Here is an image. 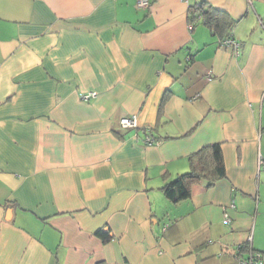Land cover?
Here are the masks:
<instances>
[{
	"label": "crops",
	"instance_id": "obj_1",
	"mask_svg": "<svg viewBox=\"0 0 264 264\" xmlns=\"http://www.w3.org/2000/svg\"><path fill=\"white\" fill-rule=\"evenodd\" d=\"M215 142L226 176L168 199ZM262 197L264 0H0V264H238Z\"/></svg>",
	"mask_w": 264,
	"mask_h": 264
},
{
	"label": "trees",
	"instance_id": "obj_2",
	"mask_svg": "<svg viewBox=\"0 0 264 264\" xmlns=\"http://www.w3.org/2000/svg\"><path fill=\"white\" fill-rule=\"evenodd\" d=\"M189 17L194 23L202 21L208 25L221 38L220 43L226 38L233 37L232 30L236 20L226 11L214 7L207 1L191 4ZM189 161L190 167L187 171L178 174L162 187L165 196L171 201L179 202L188 198L191 195V186L196 182L212 185L226 176L222 149L218 142L201 147L191 154ZM249 248L248 243L238 246L235 253L238 264H241L240 256H247Z\"/></svg>",
	"mask_w": 264,
	"mask_h": 264
},
{
	"label": "built area",
	"instance_id": "obj_3",
	"mask_svg": "<svg viewBox=\"0 0 264 264\" xmlns=\"http://www.w3.org/2000/svg\"><path fill=\"white\" fill-rule=\"evenodd\" d=\"M151 0H137L138 5L140 6H147L149 5ZM222 44L231 45L235 51V53H239L240 49V43L233 37L226 38L222 41ZM95 91H88V92H82L81 97L82 98H89L91 96H95ZM121 123L124 126L127 127H133L137 125V119L136 116L131 117H123L121 118ZM260 162L262 163L263 160L261 159ZM223 221L225 223H228L230 221V216L227 212L224 213ZM241 264H264V252L261 251H254V249H249L247 252V256H240Z\"/></svg>",
	"mask_w": 264,
	"mask_h": 264
},
{
	"label": "water",
	"instance_id": "obj_4",
	"mask_svg": "<svg viewBox=\"0 0 264 264\" xmlns=\"http://www.w3.org/2000/svg\"><path fill=\"white\" fill-rule=\"evenodd\" d=\"M10 214H11V209H8V218L10 217Z\"/></svg>",
	"mask_w": 264,
	"mask_h": 264
},
{
	"label": "rangeland",
	"instance_id": "obj_5",
	"mask_svg": "<svg viewBox=\"0 0 264 264\" xmlns=\"http://www.w3.org/2000/svg\"><path fill=\"white\" fill-rule=\"evenodd\" d=\"M262 198H264V197H262Z\"/></svg>",
	"mask_w": 264,
	"mask_h": 264
}]
</instances>
